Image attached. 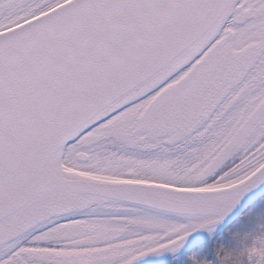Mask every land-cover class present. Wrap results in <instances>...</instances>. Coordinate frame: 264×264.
Returning <instances> with one entry per match:
<instances>
[{
  "label": "snow or ice",
  "instance_id": "snow-or-ice-1",
  "mask_svg": "<svg viewBox=\"0 0 264 264\" xmlns=\"http://www.w3.org/2000/svg\"><path fill=\"white\" fill-rule=\"evenodd\" d=\"M0 264H264V0H0Z\"/></svg>",
  "mask_w": 264,
  "mask_h": 264
},
{
  "label": "water",
  "instance_id": "water-1",
  "mask_svg": "<svg viewBox=\"0 0 264 264\" xmlns=\"http://www.w3.org/2000/svg\"><path fill=\"white\" fill-rule=\"evenodd\" d=\"M250 203H252V201H251V198H249V199H246L245 201H244V203L240 206V207H238L237 209H236V211H235V213L231 216V217H229V219H228V221L225 223V224H227L229 221H231V220H233L234 218H236L237 216H239L240 214H241V212L250 204ZM224 226V225H223Z\"/></svg>",
  "mask_w": 264,
  "mask_h": 264
},
{
  "label": "trees",
  "instance_id": "trees-1",
  "mask_svg": "<svg viewBox=\"0 0 264 264\" xmlns=\"http://www.w3.org/2000/svg\"><path fill=\"white\" fill-rule=\"evenodd\" d=\"M252 206H253V205L251 204V205H250V206H249V207H248V208H247L242 214L248 212ZM242 214H241L238 218L234 219L233 221H231V222H229L228 224H226L225 226H223V227L221 228V231H225L227 228H229V227H231L233 224H235L236 221L239 220V219L242 217Z\"/></svg>",
  "mask_w": 264,
  "mask_h": 264
}]
</instances>
